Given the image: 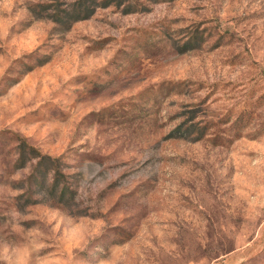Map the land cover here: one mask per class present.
Masks as SVG:
<instances>
[{
    "label": "rangeland",
    "instance_id": "1",
    "mask_svg": "<svg viewBox=\"0 0 264 264\" xmlns=\"http://www.w3.org/2000/svg\"><path fill=\"white\" fill-rule=\"evenodd\" d=\"M0 264H264V0H0Z\"/></svg>",
    "mask_w": 264,
    "mask_h": 264
},
{
    "label": "trees",
    "instance_id": "2",
    "mask_svg": "<svg viewBox=\"0 0 264 264\" xmlns=\"http://www.w3.org/2000/svg\"><path fill=\"white\" fill-rule=\"evenodd\" d=\"M28 149L30 150L31 155H38L37 157H39L38 152H37L34 148L30 147V148H28ZM22 155H23V154H20V158H18V161H20V160L22 159ZM40 163H41V162H40ZM40 163H39V164H40ZM58 176H59V174H58V172H56V174H55V176H54V179L57 180Z\"/></svg>",
    "mask_w": 264,
    "mask_h": 264
}]
</instances>
